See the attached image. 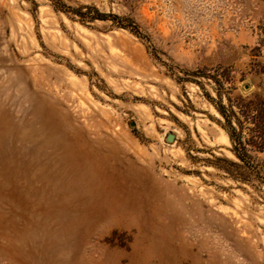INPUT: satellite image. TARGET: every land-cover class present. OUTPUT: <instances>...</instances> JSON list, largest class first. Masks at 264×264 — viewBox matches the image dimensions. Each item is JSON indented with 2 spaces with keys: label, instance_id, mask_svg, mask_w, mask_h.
<instances>
[{
  "label": "rangeland",
  "instance_id": "374dc122",
  "mask_svg": "<svg viewBox=\"0 0 264 264\" xmlns=\"http://www.w3.org/2000/svg\"><path fill=\"white\" fill-rule=\"evenodd\" d=\"M214 79L264 96V0H0V264H264Z\"/></svg>",
  "mask_w": 264,
  "mask_h": 264
},
{
  "label": "trees",
  "instance_id": "16d2710c",
  "mask_svg": "<svg viewBox=\"0 0 264 264\" xmlns=\"http://www.w3.org/2000/svg\"><path fill=\"white\" fill-rule=\"evenodd\" d=\"M107 17L98 13L94 19ZM214 80L219 97L217 109L223 117L222 125L231 141V150L240 161L237 165L264 179V96L253 92L233 98L231 94L235 88L231 87L225 94V104L223 82L231 83L234 79Z\"/></svg>",
  "mask_w": 264,
  "mask_h": 264
},
{
  "label": "bare ground",
  "instance_id": "6f19581e",
  "mask_svg": "<svg viewBox=\"0 0 264 264\" xmlns=\"http://www.w3.org/2000/svg\"><path fill=\"white\" fill-rule=\"evenodd\" d=\"M35 96H36V95H35ZM81 128H82V127H81ZM86 130H87V129H86ZM86 133H87V132H86ZM88 133H89V132H88ZM89 141H90V140H89ZM93 141H94V140H93ZM94 142H95V141H94ZM66 144H67V146L69 145V143H66ZM70 145H71V144H70ZM96 146H97V145H96ZM93 147H95V146H93ZM39 148H40V147H39ZM70 148H71V147H70ZM95 148H96V147H95ZM100 148H101V147H100ZM70 150H71V149H70ZM100 150H101V149H100ZM68 151H69V149H68ZM98 151H99V150H98ZM104 152H105V151H104ZM83 154H84V153H83ZM73 155H74V154H73ZM102 155H103V154H102ZM106 156H107V155H106ZM109 156H111V155H109ZM113 156L116 157V155H113ZM73 157H74V156H73ZM94 158H95V157H94ZM88 159H89V157H88ZM91 159H92V158H91ZM111 159H112V158H111ZM114 159H116V158H114ZM93 160H94V159H93ZM93 160H92V161H93ZM116 161H118V160H116ZM116 161H115V163H116ZM95 162H96V160H95ZM106 162H107V160H106ZM32 163H33V162H32ZM89 163H91V162H89ZM111 163H112V162H111ZM95 164H96V163H95ZM95 164H94V165H95ZM112 164H113V163H112ZM96 165H97V164H96ZM102 165H103V163H102ZM102 165H100V166H102ZM106 165L109 166L108 164H106ZM114 165H115V164H113V165H111V166H114ZM117 165H118V164H117ZM90 166H91V165H90ZM90 166H89V167H90ZM78 167H79V166H78ZM93 167H94V166H93ZM102 167H103V166H102ZM102 167H100V169H101ZM104 167H105V166H104ZM95 168H96V167H95ZM98 168H99V167H98ZM109 168H110V167H109ZM116 168H117V167H116ZM118 168H119V167H118ZM29 169H30V168H29ZM29 169H28V170H29ZM89 170H90V169H89ZM101 170H104V169H101ZM101 170H100V171H96V172H101ZM110 170H111V168H110ZM106 171H107V170H106ZM121 171H122V170H121ZM124 171H125V169H124ZM127 171H128V170H127ZM32 172H33V171H31V173H32ZM92 172H93V171H92ZM92 172H91V173H92ZM102 173H103V171H102ZM115 173H116V172H115ZM119 173H120V172H119ZM141 173H142V172H141ZM141 173H140V174H141ZM122 174H123V173H122ZM126 174H128V173H126ZM131 174H132V173H131ZM140 174H139V176H140ZM104 175H105V174H104ZM106 175H107V174H106ZM142 175H143V174H142ZM118 176H119V175H118ZM124 176H125V175H124ZM132 176H133V174H132ZM132 176H131V177H132ZM109 177H110V176H109ZM128 177H129V176H128ZM128 177H127V178H128ZM111 178H112V177H111ZM134 178H135V176L133 177V179H134ZM109 179H110V178H109ZM119 179H120V178H119ZM130 179H131V178H130ZM135 179H136V178H135ZM106 180H107V179H106ZM137 180H138V179H137ZM137 180H136V181H137ZM141 180H142V179H141ZM102 181H105V180L103 179ZM118 181H119V180H118ZM125 181H127V180H125ZM129 181H130V180H129ZM129 181H127V182H129ZM133 182H134V181H133ZM131 183H132V182H131ZM131 183H130V184H131ZM101 184H102V183H101ZM116 184H117V183H116ZM116 184H115V185H116ZM104 185H105V184H104ZM106 186H107V184H106ZM106 186H105V189L107 188ZM146 186H147V185H146ZM102 187H104V186L102 185ZM99 188H101V187H99ZM112 188H113V187H112ZM112 188H111V190H112ZM115 188L117 189V187H115ZM10 189H11V188H10ZM109 189H110V188H109ZM109 189H108V190H109ZM130 189H131V188H130ZM130 189H129V190H130ZM129 190H128V191H129ZM11 191H12V190H11ZM105 191H106V190H105ZM109 191H110V190H109ZM130 191H131V190H130ZM12 193H13V192H12ZM109 193H110V192H109ZM121 193H123V192H121ZM112 194H113V193H112ZM141 194H142V193H141ZM141 194H140V195H141ZM146 194H148V191L146 192ZM104 195H105V193H104ZM108 196H110V195H108ZM122 196H123V195H122ZM142 196H143V195H142ZM105 197H106V196H105ZM130 197H131V196H130ZM144 198H146V196H145ZM103 199H104V198H103ZM123 199H124V201H125V198H123ZM123 199H122V200H123ZM139 199H140V197H139ZM98 200H99V199H98ZM104 200H105V199H104ZM135 200H136V199H134V201H135ZM140 200H141V199H140ZM129 201H131V200H129ZM142 201H143V199H142ZM142 201H141V202H142ZM104 202H106V200H105ZM108 202H109V201H108ZM122 202H123V201H122ZM146 202H147V201H146ZM125 203H126V202H125ZM128 203H129V202H128ZM128 203H127V204H128ZM97 204H98V203H97ZM117 204H118V203H117ZM112 205H113V204H112ZM128 205H129V204H128ZM142 205H143V204H142ZM27 206H28V205H27ZM35 206H36V205H35ZM114 206H116V205H114ZM135 206H136V205H135ZM138 206H140V204H138ZM138 206H137V207H138ZM90 207H91V206H90ZM126 207H127V206H126ZM119 208H120V207H119ZM169 208H170V207H169ZM20 209H22V208H20ZM110 209H111V206H110ZM117 209H118V208H117ZM120 209H121V208H120ZM164 209H165V207H164ZM36 210H37V209H36ZM39 210H40V209H39ZM68 210H69V209H68ZM133 210H134V208H133ZM160 210H161V209H160ZM168 210H169V209H168ZM24 211H25V210H24ZM40 211H42V209H41ZM43 211H44V210H43ZM43 211H42V212H43ZM45 211H46V210H45ZM102 211H103V210H102ZM114 211H115V210H114ZM119 211H120V210H119ZM119 211H118V212H119ZM123 211H124V210H123ZM110 212H111V211H110ZM118 212H117V213L115 212L116 215L118 214ZM133 212H134V211H133ZM133 212H132V213H133ZM98 213H99V211H98ZM115 213H113V214H115ZM121 213H122V212H121ZM121 213H120V214H121ZM44 214H45V213H44ZM79 214H80V213H79ZM113 214H112V215H113ZM154 214H155V213H154ZM156 214H157V212H156ZM158 214H159V217H160V212H159ZM161 214H162V213H161ZM105 215H106V214H105ZM107 215H108V214H107ZM110 215H111V214H110ZM121 215H122V214H121ZM131 215H132V214H131ZM136 215H137V214H136ZM136 215H135V216H136ZM40 216H41V214H40ZM78 216H79V215H78ZM103 216H104V215H103ZM132 216H133V215H132ZM137 217H138V216H137ZM92 218H93V217H92ZM24 219H26V218H24ZM128 219H130V218H128ZM94 220H95V219H94ZM94 220H93V221H94ZM126 220H127V219H126ZM132 220H134V219H132ZM26 221H27V220H26ZM99 221H100V220H99ZM136 221H137V219H136ZM153 221H154V220H153ZM29 222H31V220H30ZM29 222H28V223H29ZM65 222H66V221H65ZM139 222H140V221H139ZM160 222H161V221H160ZM84 223H85V221H84ZM132 223H133V222H132ZM154 223H155V222H154ZM163 223H164V222H163ZM130 224H131V223H130ZM141 224H142V223H141ZM152 224H153V223H152ZM157 224H158V223H157ZM26 225H27V222H26ZM83 225H85V224H83ZM160 225H161V224H160ZM160 225H158V226L160 227ZM137 226H138V225H137ZM146 226H147V225H146ZM34 227H35V226H34ZM138 227H139V226H138ZM153 227H154V226H153ZM60 228H61V227H60ZM60 228H59V229H60ZM140 228H141V227H140ZM140 228L138 229L139 232H140ZM146 228H147V227H146ZM146 228H145V229H146ZM161 228H163V227H161ZM161 228H160V229H161ZM165 228H166V227H165ZM157 230H158V227H157ZM157 230H156V231H157ZM159 231H160V230H159ZM48 232H49V231H48ZM48 232H47V233H48ZM136 232H137V231H136ZM143 232H144V231H143ZM145 232H146V231H145ZM140 233H141V232H140ZM157 233H158V232H157ZM161 233H162V232H161ZM161 233H160V234H161ZM48 235H49V234H48ZM48 235H46V236H48ZM137 235H138V234H137ZM152 235H153V234H152ZM140 236H141V235H140ZM140 236H138V237H140ZM161 236H163V235H161ZM153 238H154V237H153ZM160 238L162 239V237H160ZM164 238H165V237H164ZM145 239H146V237H145ZM154 239H155V238H154ZM156 239H157V238H156ZM141 240H142V239H141ZM157 240H158V239H157ZM150 241H151V240H150ZM153 241H154V240H153ZM155 241H156V240H155ZM161 241H162V240H161ZM161 241H160V242H161ZM164 241H165V240H164ZM144 243H145V242H144ZM142 245H143V244H142ZM150 245H151V244H150ZM160 246H161V244H160ZM160 246H159V247H160ZM143 247H144V246H143ZM110 248H111V247H110ZM163 248H165V247H163ZM163 248H161V249H163ZM116 249H117V248H116ZM157 249H160V248L157 247ZM157 249H156V252H157ZM52 250H53V249H52ZM158 251H161V250H158ZM156 252H155V253H156ZM161 254H162V253H161ZM95 256H96V255H95ZM95 259H96V258H95ZM130 259H131V258H130ZM72 262H73V261H72ZM131 263H132V262H131ZM70 264H71V263H70ZM129 264H130V263H129ZM159 264H160V263H159Z\"/></svg>",
  "mask_w": 264,
  "mask_h": 264
}]
</instances>
